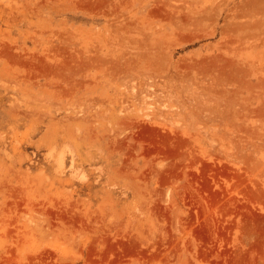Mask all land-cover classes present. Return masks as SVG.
Masks as SVG:
<instances>
[{"label": "rangeland", "instance_id": "rangeland-1", "mask_svg": "<svg viewBox=\"0 0 264 264\" xmlns=\"http://www.w3.org/2000/svg\"><path fill=\"white\" fill-rule=\"evenodd\" d=\"M0 264H264V0H0Z\"/></svg>", "mask_w": 264, "mask_h": 264}, {"label": "bare ground", "instance_id": "bare-ground-1", "mask_svg": "<svg viewBox=\"0 0 264 264\" xmlns=\"http://www.w3.org/2000/svg\"><path fill=\"white\" fill-rule=\"evenodd\" d=\"M122 32V31H121ZM158 32V31H157ZM126 34V33H125ZM133 40V39H132ZM132 40L130 41V42H128V43H131L132 42ZM120 45V44H119ZM112 46V45H111ZM124 46V45H123ZM101 48V47H100ZM121 48V47H120ZM128 48V47H127ZM143 48V47H142ZM124 49H126L125 47H124ZM136 49H137V47H136ZM140 50H141V48H140ZM139 51V50H138ZM123 52V51H122ZM125 52V51H124ZM123 52V53H124ZM127 53V52H126Z\"/></svg>", "mask_w": 264, "mask_h": 264}]
</instances>
